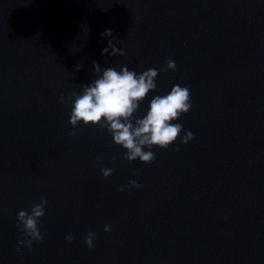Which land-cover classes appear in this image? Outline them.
I'll return each instance as SVG.
<instances>
[{"label": "clouds", "instance_id": "1", "mask_svg": "<svg viewBox=\"0 0 264 264\" xmlns=\"http://www.w3.org/2000/svg\"><path fill=\"white\" fill-rule=\"evenodd\" d=\"M105 35L111 36L112 30L106 29L102 33V36ZM109 47L112 56L124 55V52L114 47L111 41H109ZM103 52L107 53L108 48H105ZM93 66L98 78L80 85V94L71 93L72 109L69 123L73 128L81 123L84 126L98 125L100 128H106L114 143L126 150L122 159L129 162L139 159L144 164L153 162L156 154L150 149L153 147L167 149L180 138L183 125L174 121H178L182 114H187L192 108L189 88L174 85L166 95L154 96L146 114L142 118H137L134 114L138 112L141 102L157 88L155 81L158 70L150 68L137 74L129 70L127 66H122L119 71L115 67L102 70L95 61ZM166 66L173 71L176 69L171 59L167 60ZM81 67L80 64L76 65L77 70ZM60 100L63 102V94ZM193 138V133L189 131L183 136V143ZM145 148L149 150L145 151ZM112 171L108 168L101 169L104 178H108ZM129 185L134 188L141 187L136 181H129ZM119 191H123V186ZM46 204L47 200L41 199L39 204L31 208L30 213L25 210L17 213L18 227L22 228L26 236L25 240L18 243V249L25 244L31 248L33 240L40 242L44 239L38 225L45 215ZM104 231H111V226H105ZM94 239L95 233L89 232L84 242L91 248ZM66 240L71 242L73 237L68 235Z\"/></svg>", "mask_w": 264, "mask_h": 264}]
</instances>
